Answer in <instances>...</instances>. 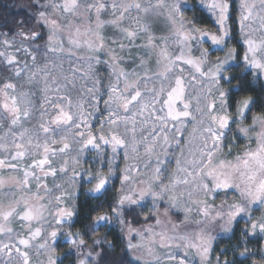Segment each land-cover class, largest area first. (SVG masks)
<instances>
[{
	"label": "snow or ice",
	"instance_id": "snow-or-ice-1",
	"mask_svg": "<svg viewBox=\"0 0 264 264\" xmlns=\"http://www.w3.org/2000/svg\"><path fill=\"white\" fill-rule=\"evenodd\" d=\"M27 8L31 31L0 27V264H33L34 247L47 264L64 255L101 264L93 246L113 249L100 237L77 251L82 233L64 232L70 248L56 253L77 215L65 202L78 193L57 183L65 177L74 189L92 184L93 197L115 188L110 212L92 227L120 225L119 264H212L218 234L231 239L241 220L237 243L215 264L257 253L264 264V245L248 247L264 240V0ZM89 152L95 172L82 166ZM230 248L233 259L221 262Z\"/></svg>",
	"mask_w": 264,
	"mask_h": 264
},
{
	"label": "trees",
	"instance_id": "trees-1",
	"mask_svg": "<svg viewBox=\"0 0 264 264\" xmlns=\"http://www.w3.org/2000/svg\"><path fill=\"white\" fill-rule=\"evenodd\" d=\"M32 0H0V27H3L5 29H11L13 32H20V31H31L32 26L34 25L35 21L32 19H29L27 13L29 9L27 8L28 5ZM191 2H195V0H191ZM191 12L187 13V15L191 16ZM23 21V23H21ZM207 27H211V25H206ZM42 41H37V43H41ZM217 55H222L220 53H217ZM250 123V120L248 121ZM246 141H240V144H244ZM75 154V153H73ZM237 154V150L234 148L233 150V156ZM95 157L94 152H89L87 154V158L82 162V166L87 169L91 166L92 171L95 172L97 165L99 163V160L97 159L95 163H93V158ZM232 157H229L231 159ZM63 161V157L59 158V162ZM30 162V161H29ZM104 171L107 172V166H105ZM68 175H71V169L69 170ZM49 186L51 187L52 181L49 179L48 181ZM57 183H63L64 188L67 189L69 192L76 191L78 193L77 198L75 200L68 199L65 202V206L71 207L73 205L77 208V215L73 218V222L68 224H64L61 228V236L58 239L57 245H56V253L58 255L65 254L68 252L70 245L65 243V237L63 235L64 232H80L82 233V236L79 238L84 239L85 246L84 249H78L77 251H86L87 249L91 248L93 245V240L103 237L106 239V241H110L113 243L114 247L113 249H106V248H100V247H94L92 248L93 252H100L102 253L101 256V264H119L120 256H121V248L122 244L119 239L120 236V225L117 223L115 227H113L111 230L108 229V227L102 226L99 229H94L92 227V219L97 216L104 214L106 212H110V205L112 204L114 197H115V188L113 190L108 191L99 197H93L87 194V190L91 188L93 185L90 183H87L85 181H81L79 186L74 189L70 186V183L65 177L63 180H58ZM94 183V182H93ZM116 186L118 187V181L116 183ZM33 192H35V188H33ZM19 195H26L31 196V193H18ZM42 195V193H41ZM219 199L216 201V203H219ZM7 204V201L5 202ZM33 204L36 203L35 200L32 201ZM45 203H47L45 201ZM55 204V200H53V205ZM56 211L55 207H51L49 209V212L51 214H54ZM48 215L46 218V232L51 231L53 227H55L53 215ZM127 219H131V216L126 217ZM115 223V222H114ZM142 223V221H141ZM13 227H19V225H13ZM133 227H140V224H133ZM244 227V221H240L238 225H236L237 231L236 235L232 237L231 239L223 234H218V239L216 240L214 247L216 251L212 253L211 259L212 264H215L216 256L219 254L220 250L223 249L226 246L234 245L237 243V240L240 236L239 228ZM126 231V229H125ZM46 234V233H45ZM78 238V239H79ZM135 240H133L134 242ZM37 243H43L42 240L37 241ZM126 243V240H125ZM261 245H264V240H258L254 239L251 240L248 244V247L250 249H258L261 247ZM241 249H237L236 251L239 252ZM32 255V262L33 264H39L40 257L43 256V254L37 256L35 247L31 250ZM130 256H132V253H129ZM227 257L228 259H233L234 253L230 250L222 255L220 257L221 262ZM77 257L75 255H64L63 264H75ZM40 260V261H39ZM252 260H255L257 264H261L259 253L255 257H251L248 260H243V258H237L236 264H252ZM15 264V262H14ZM43 264H45L43 262Z\"/></svg>",
	"mask_w": 264,
	"mask_h": 264
},
{
	"label": "rangeland",
	"instance_id": "rangeland-1",
	"mask_svg": "<svg viewBox=\"0 0 264 264\" xmlns=\"http://www.w3.org/2000/svg\"><path fill=\"white\" fill-rule=\"evenodd\" d=\"M17 39H19V37H17ZM67 66V65H66ZM17 83L18 84H20V83H23V80H21V81H17ZM36 115L38 116L39 115V113H36ZM178 151V150H177ZM121 165H123V161L121 160ZM6 201H0V203H3L4 205H6V203H5ZM174 219H175V217H173ZM135 228H137V227H135ZM139 228V227H138ZM133 243H136V241H134ZM143 254V249H138V250H136L134 253H132V255H136V256H139V255H142ZM41 260V261H40ZM40 262H39V264H43V262L45 263V264H47V260H46V256L45 255H43L42 257H40ZM15 262V261H14ZM14 262H13V264H14ZM15 264H16V262H15Z\"/></svg>",
	"mask_w": 264,
	"mask_h": 264
}]
</instances>
